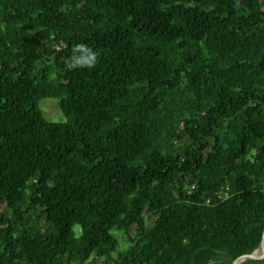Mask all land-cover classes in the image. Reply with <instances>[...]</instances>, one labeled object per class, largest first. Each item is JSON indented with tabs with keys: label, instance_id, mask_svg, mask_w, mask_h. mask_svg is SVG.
Returning a JSON list of instances; mask_svg holds the SVG:
<instances>
[{
	"label": "trees",
	"instance_id": "trees-1",
	"mask_svg": "<svg viewBox=\"0 0 264 264\" xmlns=\"http://www.w3.org/2000/svg\"><path fill=\"white\" fill-rule=\"evenodd\" d=\"M263 229L264 0H0V264H231Z\"/></svg>",
	"mask_w": 264,
	"mask_h": 264
},
{
	"label": "rangeland",
	"instance_id": "rangeland-1",
	"mask_svg": "<svg viewBox=\"0 0 264 264\" xmlns=\"http://www.w3.org/2000/svg\"><path fill=\"white\" fill-rule=\"evenodd\" d=\"M39 107L41 108L44 116L50 121L64 122L67 119L63 111L58 106L57 99L55 98H52V97L42 98L39 101ZM76 228L79 230L80 227L76 226ZM117 236L120 240V247L125 246L126 245L125 236L122 233H118ZM247 259L248 258L244 260H247Z\"/></svg>",
	"mask_w": 264,
	"mask_h": 264
},
{
	"label": "clouds",
	"instance_id": "clouds-1",
	"mask_svg": "<svg viewBox=\"0 0 264 264\" xmlns=\"http://www.w3.org/2000/svg\"><path fill=\"white\" fill-rule=\"evenodd\" d=\"M80 50L87 51L88 55L86 57L82 56L80 58H74L70 66H84L87 65L91 67L96 63V54L91 52L90 49H85L83 45L78 46Z\"/></svg>",
	"mask_w": 264,
	"mask_h": 264
},
{
	"label": "water",
	"instance_id": "water-1",
	"mask_svg": "<svg viewBox=\"0 0 264 264\" xmlns=\"http://www.w3.org/2000/svg\"><path fill=\"white\" fill-rule=\"evenodd\" d=\"M263 242H264V229H263V232H262V239H261V243H260L259 247H258L257 249H255V250L249 252V253H255L256 255H253V254H252V255L247 256L246 258H248V259H251V258H263V257H264V252L261 253V254H257V252H258L259 250H261L262 245H263ZM244 254H248V253L239 254L238 256H236V257L232 260V263H231V264H234V261H235L237 258H239L240 256H244ZM246 258H243L242 260H240V262H242V261H243L244 259H246ZM240 262H239V263H240ZM239 263H238V264H239Z\"/></svg>",
	"mask_w": 264,
	"mask_h": 264
},
{
	"label": "bare ground",
	"instance_id": "bare-ground-1",
	"mask_svg": "<svg viewBox=\"0 0 264 264\" xmlns=\"http://www.w3.org/2000/svg\"><path fill=\"white\" fill-rule=\"evenodd\" d=\"M263 248H264V242H263V245H262L261 250H259V251L257 252V254H260L261 251L263 250ZM252 254H253V255H256L255 253H249V254H247V255L240 256L239 258H237V259L234 261V264H238V263L240 262V260H242L243 258H246L247 256L252 255Z\"/></svg>",
	"mask_w": 264,
	"mask_h": 264
},
{
	"label": "built area",
	"instance_id": "built-area-1",
	"mask_svg": "<svg viewBox=\"0 0 264 264\" xmlns=\"http://www.w3.org/2000/svg\"><path fill=\"white\" fill-rule=\"evenodd\" d=\"M222 193H223L222 191H218V192H217V196H218L219 198H221V197H222ZM207 202H209V200H207Z\"/></svg>",
	"mask_w": 264,
	"mask_h": 264
}]
</instances>
